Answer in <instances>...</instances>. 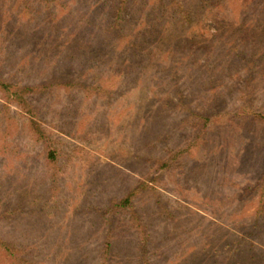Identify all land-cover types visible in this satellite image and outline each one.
<instances>
[{
	"label": "rangeland",
	"instance_id": "rangeland-1",
	"mask_svg": "<svg viewBox=\"0 0 264 264\" xmlns=\"http://www.w3.org/2000/svg\"><path fill=\"white\" fill-rule=\"evenodd\" d=\"M104 1L0 0V75L48 87L32 101L57 152L47 165L26 116L0 98V238L17 264H264V123L248 143L208 121L197 146L190 125L202 112L226 120L245 88L264 113V17L208 19L191 34L177 17L157 23L145 0L121 41ZM171 48L196 58L171 67ZM187 147L177 168L160 167L164 149ZM140 182L137 221L118 212L108 230L106 207Z\"/></svg>",
	"mask_w": 264,
	"mask_h": 264
},
{
	"label": "trees",
	"instance_id": "trees-1",
	"mask_svg": "<svg viewBox=\"0 0 264 264\" xmlns=\"http://www.w3.org/2000/svg\"><path fill=\"white\" fill-rule=\"evenodd\" d=\"M42 1V0H41ZM106 8L104 13H106V19L108 24L106 26V32L112 33L119 29L120 40L123 41L125 37H131L130 34H127L126 28L129 26L130 21L133 18V14H137L139 17H145L144 7L146 3L145 0H105ZM155 7L159 8L161 11L157 14V23L164 22L165 20H170L169 17H177L180 20H186L192 23L191 34L198 33L197 27H202L203 21L205 20H225L227 22L238 21L243 22L241 18H246L247 20L255 19L259 17H264V0H194L198 2V5H201L200 10L194 8L190 0H153ZM26 4V3H25ZM188 5V6H187ZM29 9V8H28ZM108 14V18H107ZM195 18H202L200 22L194 21ZM247 22V21H244ZM124 30L125 34L122 32ZM150 37V36H149ZM143 40L137 39V43L146 44L149 38H140ZM163 39V38H162ZM132 52L145 53L144 51H139L141 47ZM146 47V45H145ZM127 51V50H125ZM180 52H183L181 50ZM149 53V52H148ZM168 55V59L173 62L171 67H174V64H178L180 61L184 63L189 56L196 58L195 54H187L183 57L178 58L177 49L163 50L162 54ZM244 53H236L235 63L244 62ZM184 60V61H183ZM212 65H210L211 67ZM213 67V66H212ZM212 71V68L211 70ZM213 72V71H212ZM214 73V72H213ZM217 75L216 73H214ZM210 79V78H209ZM100 91V88L96 86H91ZM48 87L44 84H21L12 82L10 80L4 79L0 75V98L3 100L2 107L3 109H9L11 105H15L27 118V129L31 136L39 143H41L45 150V162L47 165L55 164L57 161V152L53 141L50 137V133L47 128L43 125L41 119L39 118V113L36 104L32 101V97L38 93L47 89ZM103 91V90H102ZM249 89H244L243 102L237 107L236 110L229 112L225 115L229 117L226 120H223L222 117L215 116L212 113L202 112L199 113L198 118H194L190 121V125L196 129L195 133V146L199 143H202L207 139L208 130L210 129L209 122L215 123H229V126L237 129L238 131L243 130L242 137L247 139L248 143H252L253 139L256 143L260 142V135L257 134L252 126L256 128L260 124L264 123V113L261 112V107L255 106V102L248 99ZM222 98L221 96H219ZM215 98V96L213 97ZM217 99V98H216ZM210 102V101H209ZM258 107V108H257ZM187 111H190V108H185ZM203 111V110H202ZM220 115V113L216 114ZM224 115V116H225ZM226 118V117H225ZM223 120V121H222ZM209 121V122H208ZM189 148H182L177 150L164 149L162 156L158 158L160 160V167L163 170L171 171L174 168H177V165L180 164V161L177 160L178 156L188 152ZM163 159V160H162ZM149 186L146 182H140L137 187L133 188L127 192L124 196L119 199L112 200L105 210V222L109 225V229L112 227V221L116 217V213H129L130 218L134 221H137V208L136 204L134 205L135 197L144 189H147ZM264 194H262L263 196ZM261 212L263 208L259 209ZM111 217V218H109ZM131 219V220H132ZM143 231V230H142ZM111 243L108 241L105 242V251H109ZM0 251L6 253V257L11 259L12 264H17L16 261L20 262L21 259L17 256L16 252H19L16 249L15 245L11 242L6 241L0 238Z\"/></svg>",
	"mask_w": 264,
	"mask_h": 264
}]
</instances>
